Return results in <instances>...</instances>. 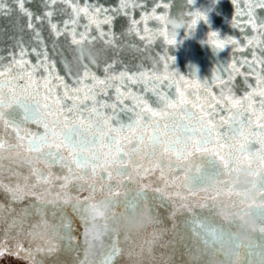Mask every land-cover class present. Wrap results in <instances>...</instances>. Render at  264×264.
Instances as JSON below:
<instances>
[{
    "label": "snow or ice",
    "instance_id": "1",
    "mask_svg": "<svg viewBox=\"0 0 264 264\" xmlns=\"http://www.w3.org/2000/svg\"><path fill=\"white\" fill-rule=\"evenodd\" d=\"M32 2L33 0H10L9 3L7 0H0V15H11L15 11L26 21L25 25L19 29V35L11 37L13 43L7 50V55H0V76L11 73L15 67L20 70L15 78L28 81V84L24 86L9 87L7 92L0 86V125H3L6 130H11L21 143L27 139V150L35 153L38 161L42 160L49 166L59 164L67 168L72 177L86 182L89 172L92 177H95L97 169L101 168L99 179L106 178L108 181L102 186L101 191L106 192L107 196L101 202H91L90 198L83 200L76 198L73 202V198L68 193L58 194L49 199L47 191L41 193L36 190L40 185H46L49 177L39 169H33L36 183L32 185L33 190L31 191L26 187L22 188L19 184L11 186L0 183V190L9 196L10 202H23L25 199H30L28 206L22 210L23 215L18 221L14 220L12 226L15 227L18 223L20 227H23L24 221L35 215L38 223L31 226L32 231L28 234L35 235L39 230L40 236L46 238V247L37 248L36 251H45L46 254L52 255L59 250V242H64L65 247L72 250L78 246L75 243L76 237L73 235L75 231L73 217H77L81 221L85 245V258L81 264H88L87 256L93 248V241H98L102 235L108 237V243L103 245L105 251L102 254L101 264H115L116 258L122 251L119 238L124 235L127 239L128 235L127 233L122 234L116 225L121 217L142 209L148 197L143 188L128 187L138 182V174L133 175L129 171L124 159L128 153L121 155L119 140L114 134L123 132L125 128L131 131L134 125H139L142 120L159 118L154 126L161 127L159 120H163V128L167 131L163 140H160L159 134H154L153 139L162 145L165 153L174 156L175 164L170 162L168 168L169 172L174 169L178 170L175 175L177 182H181L190 191H197L205 186V184L196 186L198 181L205 179L206 168L202 164L194 163L193 158L197 154L202 160H206L207 163L213 162L219 168L218 172L207 177L206 184L211 187L213 194L206 197L205 203L198 205L206 214H196L191 204L181 205L190 213L185 224L190 233L196 236L197 247L202 246L207 255L213 258L217 247L228 242L236 249V252L233 257L226 258L224 264H240L237 258L240 256L241 246L235 243L232 235L237 225L235 222L225 223L217 219V207L223 203L219 197L224 190H227L229 194L237 197L231 201L236 214L252 216L257 224L255 234L261 238L259 244L253 243L243 250L246 251L248 257H254L258 250L264 256V0H230L234 6V12L228 22L232 30L238 29L244 34L243 39L231 34L221 35L215 30L207 32L201 43L210 46L216 52L230 48L233 53L231 63L214 68L211 79L204 81L206 84L218 83L219 95L209 93L215 103L209 106L206 113L202 105L199 117L181 108L185 115L179 125L169 124L168 121L174 117H171L166 109L185 104L187 101L184 99V94L181 92L180 100L173 101L156 88L158 82L163 84L172 77L185 81V83L189 82L185 76L174 71L167 63V60H172L174 64L175 57L160 58L165 61L163 68L166 75L163 77L158 74V66L151 71L139 69L137 72H132L124 67L123 70L117 72L118 61L114 59L108 62L106 59L103 68L105 76L101 79L92 71V66L98 65V53L86 45L100 40L105 48L119 52L120 34H117L114 28L115 21L121 16L128 18L129 26L127 33L124 34L135 33L141 40H144L145 36L141 34L139 25L143 23V32L148 33L151 31L148 21L156 20L163 26L160 35L166 42L169 45H178L181 41L177 38L176 30L185 27L187 29L184 33L185 38H188L195 33L201 23L210 25V13L216 7V0H209L207 6L199 5L198 0H185L186 5L194 8V10L190 8L187 12L189 22L185 25H181L167 15L171 4L165 0H153L150 12L143 7L141 0H118L117 5L101 4L99 0L95 3L85 0L83 5L80 0H39V11H33L26 6ZM137 7L142 9L140 20L132 15ZM158 9L165 11L158 14ZM61 12L68 14L67 19L57 22L54 18ZM184 15L182 12L181 16ZM82 18L87 23L81 25ZM104 25L108 26L107 31L104 30ZM169 25L173 29L171 36L168 32ZM81 26L84 31H78ZM93 26L98 35H91ZM45 28L52 40V52H56V45L62 37L74 46L77 53L76 59L83 69L82 74L73 75L71 65L65 62L67 74L74 80V85L84 84L85 81L90 80L91 86L86 85L82 89L69 85L64 77L55 73L56 61L50 56L47 40L43 35ZM25 31L30 33L27 40L23 34ZM248 32L254 35H247ZM237 53L240 54L239 59L236 58ZM32 55L36 57L35 64L27 59ZM6 59L10 61L7 66L4 65ZM41 69L48 73V76L42 77L44 81L42 97L39 87L29 91L31 84L36 83L33 77ZM225 70H227L226 78ZM23 73L27 75L24 76ZM237 77H243L244 84L252 90L237 96L235 92ZM249 77L255 79V87L249 83ZM115 81L128 86L124 91L121 87L115 88L116 100L120 104H124L127 98L135 102L133 108L124 110L132 112L139 109L135 111L133 123L125 125L117 121L118 126H113L114 114H102L100 111L101 108H110L114 113L117 105L98 101L96 95L100 91L106 95V90L112 87V82ZM130 84H143L145 90L151 86V92L158 97L163 107L153 108L146 98L131 91ZM98 85L101 87L97 88ZM54 86L62 87L68 99H79V94L83 91V99L92 101L87 123L82 115L80 122H75L74 114L80 111L75 103L67 107L66 113L63 112L64 106L61 105L55 118L49 123L48 117L53 116V110L48 101L52 98ZM70 93L76 95L73 96ZM256 96L261 98L260 114L259 120L253 126V121L248 114H256L254 110ZM57 103H59L58 96ZM219 111H226L228 115H219L217 121L216 116ZM20 116L22 119L18 118ZM93 117L96 119L93 120ZM61 118L63 127L59 128ZM29 121L42 125L44 132L42 134L28 133L23 126ZM225 127L227 131H221ZM256 128L259 129L258 133ZM139 139L142 141L143 137ZM105 140L109 146L117 145V159L111 164L109 160L101 162L99 154L90 148V145H95L97 141L103 143ZM221 141L224 143L222 144ZM213 144L215 147H210ZM224 144H228V150L225 154H221L218 149ZM254 144H258V151L251 149ZM3 148L4 144L0 142V149ZM65 151L67 156L64 155ZM160 167L162 169L163 165ZM74 168L83 169L84 175L77 176ZM242 172L249 181L243 188L239 184ZM225 176L229 177L226 181L223 180ZM213 177L216 178L214 184L212 183ZM116 178L118 181L114 186L112 181ZM64 179L67 181L70 177L65 176ZM61 187H66V185L61 184ZM121 188L125 191L122 198H118L121 195L118 189ZM88 190L94 193L95 184L89 183ZM153 191L160 193L161 196L164 195L159 188ZM69 207L71 214L68 212ZM2 210L3 206L0 205V211ZM49 216L52 218V223H49ZM5 255L32 259L33 251L25 249L22 244H17L15 248L0 245V258ZM242 264H248V261Z\"/></svg>",
    "mask_w": 264,
    "mask_h": 264
},
{
    "label": "water",
    "instance_id": "2",
    "mask_svg": "<svg viewBox=\"0 0 264 264\" xmlns=\"http://www.w3.org/2000/svg\"><path fill=\"white\" fill-rule=\"evenodd\" d=\"M10 3V0H7ZM85 0H80L81 5ZM95 3L96 0H90ZM171 4L167 15L173 20L181 23V25L187 24V12L192 8L185 3V0H165ZM99 3L106 5H117L118 0H99ZM143 7L150 12L153 0H141ZM199 5L207 6L209 0H198ZM33 11H39V0H33L31 4L26 5ZM63 7V6H61ZM194 10V8H192ZM70 12V9L68 10ZM165 11L164 9H158V14ZM185 15L182 17L181 13ZM234 12V6L230 0H216V7L210 13V25L201 23L195 33L185 38V27H181L176 30L178 32V40L181 41L178 45H169L164 37L160 35L162 25L156 20H149L148 27L151 30L148 33L143 32L144 25L141 23L139 28L141 34L145 36L144 40H141L135 33L127 35L128 18L121 16L115 21L114 30L117 34H120L119 45L120 51L116 52L113 49L105 48L100 40H97L94 44L86 45L90 47L94 52L98 53V65L92 66V71L100 77L104 78L105 73L103 71L105 60L108 62L117 60L116 71L123 70L127 67L132 72H137L139 69L151 71L154 67L158 66V74L163 77L166 75L163 65L164 60L160 59L164 56H173L175 61L167 60V63L178 72L180 75L185 76L188 83L180 81L176 77H172L166 80L163 84L159 82L156 84V88L159 92L165 93L171 100H180V93L184 94V99L187 101L183 105H179L173 108H167L166 111L174 117L170 119L169 124L179 125L183 119L185 113L181 111V108L186 109L190 113H195L197 117L201 115V106H204L205 113L209 110V106L214 104L209 93H215L219 95V85L216 82L204 83L205 80H210L213 69L220 65H228L231 63L233 53L231 49H226L222 52L214 51L210 46L201 43L209 30L218 31L221 35L231 34L238 38L243 39L244 34L240 31L232 30L229 25L230 16ZM67 13L61 12L54 19L59 22L63 19H67ZM135 19L140 20L142 15L141 7H137L132 13ZM25 19L20 17L15 11L11 15H0V55H7V50L11 47L13 41L11 37L19 35V29L25 25ZM87 23L85 19H81L80 24ZM107 31L108 26H103ZM78 31H84L83 27H79ZM173 29L169 25L168 32L171 36ZM25 39L27 40L30 33L25 31ZM43 35L45 36L49 48L50 56L56 61L55 73H58L69 85H74V80L67 74L65 68V62L67 61L71 65V71L73 75L82 74L83 69L80 63L77 61V53L74 46H71L69 42L63 37L56 45V52H52V40L49 37L47 28L44 29ZM91 35H98L93 26ZM247 35H254V33L248 32ZM236 58H240V54H236ZM33 64L36 63V57L34 55L27 57ZM10 63L9 60L4 61V65L7 66ZM87 63V61H85ZM20 70L13 67L11 73H6L4 76H0V86L7 92L9 87L12 86H24L28 84L26 79H17V73ZM26 76V73H23ZM193 75V76H192ZM227 70L224 72L226 78ZM48 76V73L42 69L36 72L33 77L36 83H32L29 91L39 87L40 96L44 95V81L42 77ZM192 76V77H191ZM191 77V79H189ZM130 83V82H129ZM249 83L255 87L256 81L253 77H249ZM90 80L85 81L84 84L74 85L75 87L85 88V86H91ZM112 87L108 88L107 94L103 91L97 92L96 99L98 101L116 104L117 107L113 113L112 109L101 108L102 114L113 115V126H118V123L125 125L133 123L135 119V109L132 112L125 111L124 109L133 108L134 101L131 98L125 99L124 104H120L116 100V87H121L124 91L128 86L121 85L118 81L112 82ZM236 95L241 96L245 91H251L244 84L243 77H237L236 80ZM101 86H97L100 88ZM131 91L139 96H143L153 107H163L160 104L158 97L151 92V86L148 90L144 89L143 84H130ZM75 96V93H70ZM57 96L59 97V103H57ZM260 97H255L254 110L255 115L249 113L248 115L253 121V126L259 120L260 114ZM43 103V101H41ZM53 110V116L48 117L49 123L55 118L56 112L64 106L63 112L66 113L67 107H71L74 103L79 106L80 111L76 112V123L80 122L81 115L84 118L85 123L88 122L90 109L92 107V101L83 99V91L79 94V99H68L64 95V89L62 87H53L52 98L48 101ZM87 106V107H85ZM219 115L227 116L226 111H219L216 116L217 121ZM22 119V116L18 117ZM96 117H93L95 120ZM159 118H149L142 120L139 125H134L133 129L129 131L127 128L119 134H114L119 140V147L121 149V155L128 153L124 159L127 162L129 171L133 175L138 174V182L136 184H130V188H143L147 194V203L142 207L148 214V222L145 227L139 232L128 233L121 231V233H127V239L124 235L119 238V246L121 248V254L116 258L115 264H209L210 257L207 255L205 249L200 246L197 247L196 236L190 233L189 228L186 226L185 221L189 219L190 213L182 208L183 203L191 204L196 214H206L198 205L206 202V197L212 195V189L207 183V177L214 175L219 171L218 165L213 162H206L202 160L199 154H197L193 160L196 164H202L205 168V179L198 181L196 186H205L197 191H190L188 187L182 185L181 182L175 180V175L178 170L174 169L169 172V163L175 164L174 156H170L163 151V147L159 142H155L154 134H159L160 140L164 139V134L167 131L163 128L164 121L159 120L161 127L156 128L154 125ZM24 129L28 133H43L44 128L42 125H37L31 121L24 124ZM63 127V119L61 118L59 128ZM259 132V129H255ZM221 131H227V127L221 129ZM247 131V129H246ZM143 137L141 141L139 138ZM0 142L4 144V148L0 149V183L4 185L15 186L19 184L22 188H27L29 191L33 190L32 185L36 183L33 176V169H39L46 176L49 177V181L46 185H40L37 191L43 193L47 191L48 198L51 199L58 194L68 193L73 198V202L76 198L81 200L90 198L91 202H101L107 196V193L101 191L104 184L108 183L107 179L100 180L99 176L102 169H97V175L92 177L91 173L87 174V181H82L78 178L72 177L67 168L61 167L59 164L49 166L44 161H38L35 153H30L27 150V139L22 143L18 141L15 134L11 130H6L3 125H0ZM223 144L224 142L221 141ZM231 143V141H229ZM116 144L109 146L107 140L103 143L97 141L95 145H90L92 151L99 154L101 162L109 160L111 164L117 159ZM210 147H215V144ZM254 151L259 150L258 144L251 146ZM228 150V144H224L222 148H219L221 154H225ZM154 153V154H153ZM67 156V152H64ZM160 165H163L161 169ZM77 176L84 175L83 169H75ZM115 177V169L113 168ZM69 176L70 179L65 181L64 177ZM229 177H223V180H228ZM118 178L112 181L113 185L117 183ZM216 178H212L214 184ZM94 183L96 191L94 193L89 192L88 184ZM61 184H65L66 187H61ZM83 185V187H81ZM222 187V185H221ZM159 188L164 193L163 196L160 193H156L153 189ZM120 197L122 198L125 189H118ZM183 198V199H182ZM219 199L222 202H231L237 199L234 194H229L227 190L221 193ZM30 199H25L23 202H10L9 196L0 190V205L3 206V210L0 211V245L15 248L17 244H22L25 249H32L33 257L31 260L34 264H81V261L85 258V245L83 238V228L81 221L77 217H73L75 223V231L73 235L76 237L75 243L78 245L75 250L66 248L64 242L60 243V248L52 255L46 254L45 251H36L37 248L46 247V238L41 237L39 230L35 235H29L32 231L31 226L38 223V218L32 215L29 219L24 221L23 227H13V221H18L23 215L22 210L28 206ZM14 209V210H12ZM69 214H71V208H68ZM174 213V215H173ZM218 219V218H217ZM52 218L49 216V223H52ZM238 227V225H237ZM236 227V228H237ZM260 237L255 234L254 243H260ZM108 237L102 235L98 241H93V248L88 253V264H101L102 254L105 249L103 245H107ZM223 260V257H220ZM238 262L242 264L244 261H248V264H264V256L258 250L254 257L247 256L246 251L242 250L240 256L237 258Z\"/></svg>",
    "mask_w": 264,
    "mask_h": 264
},
{
    "label": "clouds",
    "instance_id": "3",
    "mask_svg": "<svg viewBox=\"0 0 264 264\" xmlns=\"http://www.w3.org/2000/svg\"><path fill=\"white\" fill-rule=\"evenodd\" d=\"M249 183L247 177L242 172L239 177V184L241 188ZM218 220L228 223L235 222L238 227L233 231V239L236 244L241 246V251L254 243L255 229L257 227L256 221L252 216L237 215L236 210L231 202H223L217 207ZM148 214L144 209L137 212L123 216L117 223V229L128 233H135L142 230L148 222ZM236 249L225 242L219 245L216 249L215 255L210 259L209 264H224L225 259L233 257ZM220 257L224 259L221 260Z\"/></svg>",
    "mask_w": 264,
    "mask_h": 264
},
{
    "label": "rangeland",
    "instance_id": "4",
    "mask_svg": "<svg viewBox=\"0 0 264 264\" xmlns=\"http://www.w3.org/2000/svg\"><path fill=\"white\" fill-rule=\"evenodd\" d=\"M17 259V258H15ZM30 260V259H29ZM9 262L11 264H34V263H27L25 260H23V258H20L19 260H12V258H10V255H5L4 257L0 258V264H9Z\"/></svg>",
    "mask_w": 264,
    "mask_h": 264
},
{
    "label": "trees",
    "instance_id": "5",
    "mask_svg": "<svg viewBox=\"0 0 264 264\" xmlns=\"http://www.w3.org/2000/svg\"><path fill=\"white\" fill-rule=\"evenodd\" d=\"M23 255V254H22ZM10 258H12V260H19L20 258H17V257H15V256H13V255H10ZM15 258H17V259H15ZM23 260H25L27 263H30L31 262V260H29V259H25V258H23ZM32 263V262H31ZM9 264H11L10 262H9ZM20 264V263H19Z\"/></svg>",
    "mask_w": 264,
    "mask_h": 264
}]
</instances>
